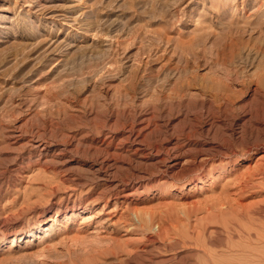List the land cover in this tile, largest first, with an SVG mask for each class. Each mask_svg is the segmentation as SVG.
<instances>
[{"label": "rangeland", "instance_id": "rangeland-1", "mask_svg": "<svg viewBox=\"0 0 264 264\" xmlns=\"http://www.w3.org/2000/svg\"><path fill=\"white\" fill-rule=\"evenodd\" d=\"M263 213L264 0H0V264L257 263Z\"/></svg>", "mask_w": 264, "mask_h": 264}, {"label": "bare ground", "instance_id": "bare-ground-1", "mask_svg": "<svg viewBox=\"0 0 264 264\" xmlns=\"http://www.w3.org/2000/svg\"><path fill=\"white\" fill-rule=\"evenodd\" d=\"M47 142V141H46ZM172 145V144H171ZM175 146V145H174ZM44 147V146H43ZM190 148V147H189ZM192 148V147H191ZM194 148V147H193ZM166 149V148H165ZM173 151V150H172ZM185 151V150H184ZM41 153H43V152H41ZM182 153V152H181ZM166 154V153H165ZM208 154H209V152H208ZM209 157V156H208ZM165 158V157H164ZM165 160V159H164ZM159 161V160H158ZM202 161V160H201ZM175 163H177V162H175ZM163 164H164V162H163ZM173 164V163H172ZM176 165V164H175ZM174 165V166H175ZM158 166H159V164H158ZM99 168V167H98ZM95 170V169H94ZM178 171V170H177ZM164 172H165V170H164ZM98 177V176H97ZM97 179V178H96ZM79 210V209H78ZM78 210H75V212H77ZM134 213V212H133ZM139 213V212H138ZM264 214V213H263ZM137 215V214H136ZM261 216H262V214H261ZM150 217V216H149ZM148 217V218H149ZM260 219V218H259ZM166 221V220H165ZM151 222H152V219H151ZM154 223H156V224H158V228L160 229L159 230V232L161 231V226H160V223L161 222H154ZM162 225V224H161ZM154 226V225H153ZM165 226V225H164ZM163 225H162V227L163 228H166V227H164ZM230 227V226H229ZM243 230V229H242ZM245 230V229H244ZM242 231V234H243V236H246V245L245 246H243V247H241V246H237V248H235L236 247V245H233V246H228V253H233V254H240L241 252H245V255H246V252L247 251H249L250 252V254H255V253H257V257H260V261L259 262H257V263H255V262H248V259H247V261L245 260H240V259H238V258H233V255H232V257L231 258H233V259H229L231 262L233 261V262H238V263H240V264H264V252H263V250L264 249H262V250H258L259 248L257 247V245H259L260 243H262L263 244V242H264V235L262 234V233H258L257 234V236H256V243H254L253 241H250V238H251V236H253V234L250 232V231ZM228 231H230V228L228 229ZM158 232V231H157ZM163 232H164V229H163ZM167 232V231H166ZM197 232V231H196ZM159 234V233H158ZM161 235H162V233H160ZM159 234V235H160ZM36 235V233L35 232H32L31 231V234H30V236H35ZM164 235H165V232H164ZM196 235V234H195ZM14 240V239H13ZM12 240V241H13ZM253 240V239H252ZM227 244V243H226ZM228 245V244H227ZM235 246V247H234ZM255 247H257L256 249H255ZM261 247H262V245H261ZM263 248V247H262ZM208 251V252H207ZM204 253H205V255L207 256V264H220V262H219V259H218V252L214 249V250H212V249H209V250H204ZM230 254V255H231ZM234 255V256H235ZM237 256V255H236ZM251 256H253V255H251ZM253 257H255V256H253ZM255 259V258H254ZM252 261V260H251ZM254 261V260H253ZM257 261V260H256Z\"/></svg>", "mask_w": 264, "mask_h": 264}]
</instances>
